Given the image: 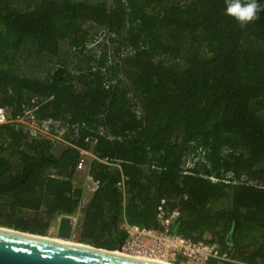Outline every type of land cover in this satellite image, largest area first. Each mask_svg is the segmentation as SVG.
<instances>
[{
	"label": "trees",
	"instance_id": "1",
	"mask_svg": "<svg viewBox=\"0 0 264 264\" xmlns=\"http://www.w3.org/2000/svg\"><path fill=\"white\" fill-rule=\"evenodd\" d=\"M224 6L0 0V107L15 117L25 97L51 98L36 115L67 124L73 146L0 126V226L45 236L73 216L84 150L99 188L78 212L77 242L116 250L120 223L157 228L166 200L180 214L173 232L264 264V13L242 28Z\"/></svg>",
	"mask_w": 264,
	"mask_h": 264
},
{
	"label": "built area",
	"instance_id": "2",
	"mask_svg": "<svg viewBox=\"0 0 264 264\" xmlns=\"http://www.w3.org/2000/svg\"><path fill=\"white\" fill-rule=\"evenodd\" d=\"M101 36L86 46L90 53L97 54L95 47L105 36V32H101ZM123 53L121 57L125 56ZM51 98H43L39 96H27L23 100L21 112L10 117L8 111L0 107V126L11 125L15 131L21 132L28 139H46L57 145L73 147L64 140L65 134L68 132V125L60 121L40 120L36 113L38 109L46 104ZM74 137L78 136L79 126L72 127ZM91 145L95 141L87 138L85 140ZM80 160L76 166V173L84 174L82 185V196L80 198L79 208L87 203L91 195L99 188V182L90 175L88 163L91 160L99 161L93 154L79 150ZM197 159L186 160L181 166L182 175L189 174L190 169L195 166ZM106 163V162H104ZM49 176L55 179H61L55 174ZM212 182H218L214 176L210 177ZM118 186L123 187L122 182ZM166 200H161L156 210L157 228H145L142 226L131 225L125 220L119 225V230L125 234L123 244L116 250L126 254L124 256L142 259L150 262L161 264H209L215 262L217 264H236L227 251H223L221 246L216 242L203 240L194 241L172 231L173 224L178 220L180 214L176 209L169 211ZM79 218V217H78ZM72 217L73 232L79 225V219ZM72 232V234H73Z\"/></svg>",
	"mask_w": 264,
	"mask_h": 264
},
{
	"label": "water",
	"instance_id": "3",
	"mask_svg": "<svg viewBox=\"0 0 264 264\" xmlns=\"http://www.w3.org/2000/svg\"><path fill=\"white\" fill-rule=\"evenodd\" d=\"M72 232L70 216L57 219L56 238L0 226V264H161L72 242Z\"/></svg>",
	"mask_w": 264,
	"mask_h": 264
},
{
	"label": "clouds",
	"instance_id": "4",
	"mask_svg": "<svg viewBox=\"0 0 264 264\" xmlns=\"http://www.w3.org/2000/svg\"><path fill=\"white\" fill-rule=\"evenodd\" d=\"M224 14L242 28L255 23L264 13V0H224Z\"/></svg>",
	"mask_w": 264,
	"mask_h": 264
},
{
	"label": "rangeland",
	"instance_id": "5",
	"mask_svg": "<svg viewBox=\"0 0 264 264\" xmlns=\"http://www.w3.org/2000/svg\"><path fill=\"white\" fill-rule=\"evenodd\" d=\"M28 69H29V66H27V65H25V67H23V70H25V71H28ZM83 181H84V174L82 172L76 173L75 176H74V182H75V184L76 185L77 184H79V185L81 184V187H82ZM72 217L78 218L79 217L78 212H76ZM56 222H57V220H55L52 223V225H51V227H50V229L48 231V234L45 235V236H47L49 238H56V236H55V227H56V224H57ZM75 231H76V229L74 230V232L72 234V238H71V241L72 242H77L76 239H75Z\"/></svg>",
	"mask_w": 264,
	"mask_h": 264
},
{
	"label": "bare ground",
	"instance_id": "6",
	"mask_svg": "<svg viewBox=\"0 0 264 264\" xmlns=\"http://www.w3.org/2000/svg\"><path fill=\"white\" fill-rule=\"evenodd\" d=\"M68 244V243H67ZM75 245H78V246H84V245H80V244H75ZM115 254H120V255H126V254H124V253H122V252H120V251H118V250H116L115 252H114Z\"/></svg>",
	"mask_w": 264,
	"mask_h": 264
},
{
	"label": "flooded vegetation",
	"instance_id": "7",
	"mask_svg": "<svg viewBox=\"0 0 264 264\" xmlns=\"http://www.w3.org/2000/svg\"><path fill=\"white\" fill-rule=\"evenodd\" d=\"M71 217V219H72V216H70ZM57 220V219H56ZM57 223V222H56ZM56 236V235H55Z\"/></svg>",
	"mask_w": 264,
	"mask_h": 264
}]
</instances>
